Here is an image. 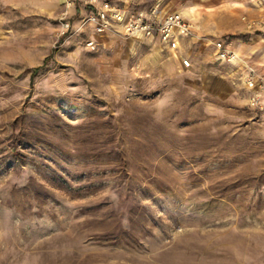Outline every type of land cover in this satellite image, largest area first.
I'll use <instances>...</instances> for the list:
<instances>
[{
	"label": "rangeland",
	"instance_id": "1",
	"mask_svg": "<svg viewBox=\"0 0 264 264\" xmlns=\"http://www.w3.org/2000/svg\"><path fill=\"white\" fill-rule=\"evenodd\" d=\"M251 1L0 0V264H264V109L212 46L258 39Z\"/></svg>",
	"mask_w": 264,
	"mask_h": 264
},
{
	"label": "built area",
	"instance_id": "2",
	"mask_svg": "<svg viewBox=\"0 0 264 264\" xmlns=\"http://www.w3.org/2000/svg\"><path fill=\"white\" fill-rule=\"evenodd\" d=\"M252 1L260 10V14L247 20V26L258 31L264 42V0ZM64 3L68 6L71 0H65ZM88 21L93 24L95 31L99 34L118 26L126 37L158 38L163 42L186 36L191 31V24L181 11H160L157 7L130 12L118 6L106 5L92 12ZM212 46L215 58L220 63L232 64L236 67V77L242 80L244 87L248 90L249 106L264 109V61L256 64L247 62L224 38L213 40Z\"/></svg>",
	"mask_w": 264,
	"mask_h": 264
},
{
	"label": "crops",
	"instance_id": "3",
	"mask_svg": "<svg viewBox=\"0 0 264 264\" xmlns=\"http://www.w3.org/2000/svg\"><path fill=\"white\" fill-rule=\"evenodd\" d=\"M216 3L217 2H213L214 5ZM251 4L252 7L256 10L255 16L259 15L260 10L254 5L253 1H251ZM255 36L258 37V39L255 41L248 42L247 48L245 49H242L241 47L231 43V46L238 51V53L242 56V58H244L247 62L253 64L264 61V42H262V38L259 33Z\"/></svg>",
	"mask_w": 264,
	"mask_h": 264
},
{
	"label": "bare ground",
	"instance_id": "4",
	"mask_svg": "<svg viewBox=\"0 0 264 264\" xmlns=\"http://www.w3.org/2000/svg\"><path fill=\"white\" fill-rule=\"evenodd\" d=\"M65 0H60L61 3H63Z\"/></svg>",
	"mask_w": 264,
	"mask_h": 264
},
{
	"label": "trees",
	"instance_id": "5",
	"mask_svg": "<svg viewBox=\"0 0 264 264\" xmlns=\"http://www.w3.org/2000/svg\"><path fill=\"white\" fill-rule=\"evenodd\" d=\"M36 70H37V68H34V69H33V71H36Z\"/></svg>",
	"mask_w": 264,
	"mask_h": 264
}]
</instances>
